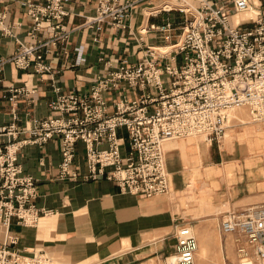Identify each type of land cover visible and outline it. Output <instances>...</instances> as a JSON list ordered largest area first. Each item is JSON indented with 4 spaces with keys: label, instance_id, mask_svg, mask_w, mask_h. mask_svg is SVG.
<instances>
[{
    "label": "built area",
    "instance_id": "obj_1",
    "mask_svg": "<svg viewBox=\"0 0 264 264\" xmlns=\"http://www.w3.org/2000/svg\"><path fill=\"white\" fill-rule=\"evenodd\" d=\"M69 0H32L27 3V35L34 42L18 41L13 56L0 59L19 70L43 78L53 66L47 60L70 52L73 29L65 25ZM252 0H98L96 13L83 26L94 30L100 42L104 25L130 28L128 20L138 7L148 17L178 12L177 23L150 24L141 34L159 33L169 50L147 46V57L136 65L122 61L99 76L86 91L67 90L52 84L55 96L49 114L32 117L20 125L19 100L34 102L36 87L8 86L11 120L0 123V264H49L48 252L19 249V236L11 222L37 226L51 211L39 206L38 179L26 173L19 152L26 146L44 147L61 139L59 178L115 182L122 191L152 197L170 191L165 144L170 140L203 137L220 142L230 112L245 107L253 122L264 124V11ZM256 9H255V8ZM257 10L236 22L234 17ZM6 13L0 10V33H9ZM40 33L45 37L39 39ZM77 52L76 64L85 61ZM180 61V63H179ZM107 66L112 67L110 61ZM126 87L142 90L131 97ZM148 89L149 91H146ZM116 95L115 99L108 97ZM125 131V134L121 133ZM79 142L84 144L87 171L73 167ZM126 150H123L124 145ZM231 239L236 264H264V201L225 212L218 225ZM174 251L165 264H196L198 239L189 224L175 231ZM225 249L226 245L224 244ZM225 260L230 264L227 255Z\"/></svg>",
    "mask_w": 264,
    "mask_h": 264
},
{
    "label": "crops",
    "instance_id": "obj_2",
    "mask_svg": "<svg viewBox=\"0 0 264 264\" xmlns=\"http://www.w3.org/2000/svg\"><path fill=\"white\" fill-rule=\"evenodd\" d=\"M29 1L32 0H0V10L6 13L5 23L10 31L0 33V59L13 56L18 41L34 42L27 35ZM97 2L69 0L66 4L65 25L74 30L70 52L47 60L53 66L51 74L40 78L33 71L19 70L11 63L2 66L0 123L11 120L8 86L37 88L33 103L19 100V123L23 126L32 117L49 114L48 103L55 96L53 83L64 91L88 90L99 76L109 73L122 61H128L129 65L143 61L147 46L166 44L159 33L141 34L143 28L152 23L164 24L168 19L177 23L182 17L172 12L148 18L138 7L128 20L130 28L117 30L106 24L100 42L95 44L94 30L83 24L96 13ZM260 2L264 11V0ZM44 37L40 33L39 39ZM75 49L83 51L85 61L80 64L75 63ZM126 88L131 97L143 93ZM115 96L108 99L111 101ZM229 132L230 136L220 145L206 143L200 137L166 142L170 191L152 197L122 191L105 177L87 182L60 179L61 139L58 137L41 148L24 147L19 152V162L26 173L38 179L37 203L51 213L42 216L34 227L13 219L10 230L20 238L19 249L25 253L44 250L53 264H134L151 255L171 254L176 245V229L190 224L199 240L196 264H225L224 243L215 235L221 214L264 201V133L255 128ZM6 140L0 137V144ZM126 148L125 144L123 150ZM77 149L73 167L85 173L84 144L79 142ZM4 235L5 230L0 226V240ZM226 246L230 254L232 248L228 243Z\"/></svg>",
    "mask_w": 264,
    "mask_h": 264
},
{
    "label": "rangeland",
    "instance_id": "obj_3",
    "mask_svg": "<svg viewBox=\"0 0 264 264\" xmlns=\"http://www.w3.org/2000/svg\"><path fill=\"white\" fill-rule=\"evenodd\" d=\"M253 2H255V0H252ZM261 3V2H260ZM259 3V4H260ZM255 8V7H254ZM256 9V8H255ZM251 15V14H250ZM250 15H247V16H250ZM241 111V110H240ZM231 116L232 117H230L229 119H230V121H229V126L227 127V129H226V132H225V136H224V138L220 141V142H213L212 143V145L213 144H217V145H220L228 136H230L229 134H230V130H232V129H236V128H243V129H247V128H255V129H257V130H259L260 132H263L264 133V124H262V123H255V122H253V120H252V117L250 116V113L248 112V110H243V111H241V112H239V110L238 111H236L235 113H232L231 114ZM238 117H242L241 119H242V121L240 120V118H238ZM238 118V119H237ZM226 134H227V136H226ZM200 138H202L204 141H205V139L203 138V137H200ZM206 143H209V142H207L206 141ZM210 144V143H209ZM225 214V212L224 213H222L221 214V218H222V216ZM220 223V222H219ZM190 225V224H189ZM219 225V224H218ZM192 226V225H191ZM196 232V231H195ZM197 234V233H196ZM215 235H216V237L220 240V242H221V240H223L224 239V236H222L221 234H220V232H219V230H218V228H216V231H215ZM198 237V236H197ZM234 249V248H233ZM233 249H232V252H230V256L227 254V250H226V252H225V255H227L229 258V260L230 261H232L234 264H236V262H237V258H236V255H235V251H233ZM170 255V254H169ZM169 255H166V256H164V255H151V256H149V257H147V258H145V259H142V260H139L138 262H136V263H134V264H145L146 262V264H165V259H166V257L167 256H169ZM227 264H230L229 262H227Z\"/></svg>",
    "mask_w": 264,
    "mask_h": 264
},
{
    "label": "bare ground",
    "instance_id": "obj_4",
    "mask_svg": "<svg viewBox=\"0 0 264 264\" xmlns=\"http://www.w3.org/2000/svg\"><path fill=\"white\" fill-rule=\"evenodd\" d=\"M255 3L256 4H259L260 3V0H255ZM256 12H257V10H255L254 8L251 10V11H247V12H245V13H242V14H239V15H237V16H235L234 17V19H235V21L236 22H239L241 19H248L249 17H253L254 18V16L256 15ZM251 14V15H250ZM247 15H250V16H247ZM157 47V46H156ZM159 48L162 50V51H167V50H169V47H167V46H159ZM245 111V110H248V109H246L245 107H242V108H237V109H235V110H233V111H231L230 112V115H229V117H232L231 116V114L232 113H235L236 111ZM251 116V115H250ZM238 118H240V120L242 121V117H238ZM237 118V119H238ZM263 124V123H262ZM218 230H219V227H218ZM193 231H194V233L196 234V232H195V230H194V228H193ZM219 232H220V230H219ZM220 234H221V232H220ZM222 235V234H221ZM196 236H197V234H196ZM223 236V235H222ZM197 239H198V237H197ZM225 245H227V243L229 244V246L233 249V247H232V243H231V239H223V240H221ZM198 244H199V240H198ZM198 250H199V248H198ZM226 250H227V246H226V249H225V246H224V253L226 252ZM233 251H234V249H233ZM198 253V252H197ZM227 254H228V252H227ZM229 255V254H228ZM230 256V255H229ZM224 257H225V254H224ZM224 261H225V264H227V261L225 260V258H224ZM147 263V262H146ZM145 263V264H146ZM49 264H53V260H52V258H51V262L49 263Z\"/></svg>",
    "mask_w": 264,
    "mask_h": 264
}]
</instances>
